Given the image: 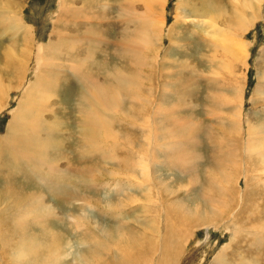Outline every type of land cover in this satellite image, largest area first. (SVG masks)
<instances>
[{
  "label": "rangeland",
  "instance_id": "rangeland-1",
  "mask_svg": "<svg viewBox=\"0 0 264 264\" xmlns=\"http://www.w3.org/2000/svg\"><path fill=\"white\" fill-rule=\"evenodd\" d=\"M105 1L112 6V12H108L105 20V23L111 22L105 26L109 38L104 31L88 27L95 20L83 21L85 13H89L88 5L91 0H67L72 11L82 8V18L75 17L72 12L64 14L62 6L65 0H0V18H10L13 16L10 12H13L31 29L36 44L32 48L33 58L31 62L28 61L30 68L36 63V49L50 42H57L58 36L71 35L75 29H79L81 35L83 31L82 37L85 33L96 35L100 32L106 41L99 48L96 45L94 54L97 64L86 65L83 70L87 76H95L97 81L102 82L101 77L106 74V70L118 67L116 41L119 37L130 36L134 28L131 24L116 22L118 6L125 1L133 4L129 20L137 22L143 28L141 45L147 47L142 58L144 62L153 63L171 49L173 57L189 59L188 62H192L196 68L212 73V78L218 79L217 82L239 84L243 96L239 103H243L245 123L241 132L235 133L232 130L230 134L232 143L228 150H234L237 142L241 144L240 149L234 150L237 156L232 163L234 165L227 166L234 168L228 169L225 165L212 163L209 154L204 151L207 146L199 150L189 146L190 172L187 174L167 166L163 158H160L159 163L153 152L159 145L158 140L162 138L155 134L152 126L154 122L157 123L163 132L164 127L168 126V119L154 118L156 105L151 108L152 103L140 99H135L138 102L135 101L134 108L131 109L135 112L134 115L133 111L125 109H130L129 101L119 94V100L127 105L122 109L118 106L115 112L113 110V114L118 115L121 122L117 124L114 118V140H110V135H107L111 133L110 128L105 132L107 146L122 148L134 161L135 168L130 169L127 176L125 172L116 176L122 167V163L120 167L117 166V162L122 160L120 155L115 154L118 160L107 162L108 159L104 160L102 152L94 153L93 146L84 137L82 153L80 152V140H77L76 134L71 130L73 119L70 116L75 113L73 107L77 88L75 81H67L66 84H61L59 90L62 104L69 111L63 120L68 122L67 129L71 138L65 140L69 147L61 151L67 159L68 178L61 188L55 185L45 187L44 176H39L42 181L33 178L32 186L25 192L22 200L40 201L36 206L38 211L29 214L26 225L18 226L21 232L19 239L21 235L27 239L33 233V236H40L41 242L38 248L28 245V250L19 245L6 248L4 229H0V264H59L58 261L61 264H223L225 259L234 264H264V161L253 160V152L246 154L243 150L249 143L247 130L250 122L255 126H264V0H239L237 5L236 0H210L226 7L229 15L227 22L222 16L216 17L218 23L210 22L212 28L203 24L204 21L209 22L213 14L208 6L210 2L201 7L195 0H104L102 4H106ZM149 9L160 12V19L151 26L158 25L161 36L152 37V29L142 24L140 18ZM180 16L186 20L178 23ZM218 24L228 28L227 32L224 33ZM242 24L245 26L242 27ZM213 28H218L224 34L218 37L224 38L228 34V45L238 40L242 42L245 45L243 57L239 56L241 52H238L234 44L235 51L225 49L217 53L221 62L210 69L204 60V54L212 43ZM171 33L175 42L169 38ZM127 41L128 44L131 43V39ZM9 45L7 37L0 40V76L6 90L4 99L0 97V142L5 140L8 123L19 99L36 81L35 74L29 70L23 88L11 84L20 74L23 58L21 51L24 46L19 42L12 57L8 58ZM157 56L161 57L157 59ZM236 56H239L237 60ZM140 64L138 59L133 60L134 67L137 68ZM145 66L146 72H142L140 76V84L146 86L143 91L149 89L150 93L161 95L166 89L157 81L158 68H153V65ZM124 71L135 74V70ZM148 72L150 76L156 74L149 82ZM203 89V86L199 88L198 103L195 98L189 102L200 110L207 104ZM144 92L142 95L147 100ZM129 96L132 98L135 95ZM170 102L178 104L179 99L172 95ZM224 102L225 107H228L227 99ZM57 103L60 107L59 102ZM150 108L152 118L146 120L149 113L146 109ZM123 110L133 114L132 117L121 116L119 112ZM215 113L217 116L221 115L220 110ZM174 116L176 119L179 114L175 113ZM197 123V127L201 129V124L211 126L212 131L223 125L221 119L209 120L205 113ZM143 124L150 127L149 140L142 135V129L145 130ZM229 126L234 127L233 123ZM116 130L119 134L117 138ZM192 134L198 138L197 129L192 130ZM58 162L63 163L62 157L54 164ZM143 162L150 166L149 179L141 177ZM65 168L63 166V173ZM206 170L208 181L204 179ZM5 175L6 171L4 175H0V190L5 187L2 182ZM14 183H18L17 180L14 179ZM117 203L116 209L107 214L104 208ZM5 207L6 205H2L0 211ZM2 216L0 214V218ZM36 222L41 224L32 231L30 226L33 227ZM52 238L58 240L55 248L57 257L50 249ZM136 245H144L141 253L135 252ZM241 256L242 259L237 260ZM53 259L56 261L53 262Z\"/></svg>",
  "mask_w": 264,
  "mask_h": 264
},
{
  "label": "bare ground",
  "instance_id": "bare-ground-1",
  "mask_svg": "<svg viewBox=\"0 0 264 264\" xmlns=\"http://www.w3.org/2000/svg\"><path fill=\"white\" fill-rule=\"evenodd\" d=\"M195 1L199 2L198 4H201V7L206 6L210 2V0ZM238 1H235L236 5L239 3ZM103 2L104 0H91L88 5L89 13H85L83 21L85 19L91 22L95 20L88 27L96 28L101 32L104 31L105 36L109 38L106 35L105 26L111 22L105 23V20L108 12H112V6L108 5V1H105L106 4H102ZM229 3L232 4V2ZM218 4L219 2L214 3L213 1L208 4L213 14L210 16L209 22L202 21L205 26H211L210 22L212 21L218 23L216 19L218 16H222L226 22L229 20L227 8ZM133 8L134 5L127 1L121 2L118 6V18L116 16V22L131 24L134 28L130 36L119 37L116 41L115 46L119 53L120 65L118 64V67L115 69L106 70V74L101 77L103 79L102 82L97 81L95 76H87L85 70H83L86 65L93 66L97 64L98 60L95 59L94 54L97 48L96 45L99 48L106 41L100 32L96 35L85 33V36L82 37L84 35L83 31L81 35L79 29H75L71 35L65 37L58 36L57 42H50V44L36 49L38 50L37 57H34L36 63L33 68H30L28 61L31 62L33 58L32 48L36 44L34 43L31 29L26 27L22 23V19L18 18L17 14L13 12H10L13 15L10 18H0V40H3V37H7L10 41L7 57H12L16 50L15 46L19 42H22L24 46L21 51L23 58L21 59L20 74L18 79L15 82H11V84L23 88L29 70L36 76V81L28 87L27 92H24L23 97L19 99L17 108L8 123L5 140L0 142V175H4L6 171V175L2 180L5 187L3 190H0V207L6 205L5 211H0V214L3 215L0 218V229H4L6 248L19 245L28 250L29 246L38 248L41 242L40 236L36 234L33 236V233L27 239L23 238L22 235L19 239L21 232L18 226L26 225L29 214L38 211L36 206L39 205L40 201L22 200L25 192L32 186L33 178L42 181L39 179V176H44L46 177V180L43 181L45 187L55 185L58 188L64 186L68 178L66 174L67 159L62 155L61 151L66 149L67 146L69 147L68 144H65V140L67 138L70 140L71 138L67 129L68 122L65 123L63 120L64 117L68 116L69 111L62 104V94L60 95L61 92L59 90L61 84H66L67 81H75L77 88L74 95L76 100L73 107L75 113H72L73 115L70 114V116L73 119L71 130L76 134L77 140H80V152L82 153V138L84 137L83 139L93 146L95 154L103 153L105 161L108 159L107 162H114L118 160L115 154L120 155L122 160L117 162V166L120 167L122 163V167L116 176H121L122 172L127 173L125 174L127 176L130 172L129 170L135 168L134 161L131 160L122 148L113 145L107 146L105 132L110 128L111 133H106L110 135V140H114V118H116L117 124L121 122L119 116L113 114V110L115 112L118 106L122 109L123 106L127 105L119 100V94L129 101L130 109H127L128 107L125 108L127 111H133L131 109L135 105V101L138 102L135 99H140L141 101L152 103L150 105L151 108L156 105L154 118L160 119V117H166L168 119V126L164 127L163 132H161V128L157 123L154 122L152 126L155 134L162 138V140H158L159 145L155 147L153 152L154 157L159 163L160 158H163L166 160L167 166L177 168L183 171L184 174H187L190 172L188 160L191 151L189 146L191 145L192 148L198 150L201 147L207 146L208 148L204 147V151L209 154L212 163L225 165L228 169L234 168L233 166H227L228 164L234 165L232 163L237 158L234 150L240 149L241 144L237 142L234 150H228L229 145L232 143L230 134L232 130H235V133L241 132V127L245 123L242 115L243 103L241 105L239 103L243 97L239 84L235 82L228 85L224 81L217 82L218 79L214 80L215 78H212V73L200 70L198 67L196 68L192 62H188L189 59L183 60L173 57L171 49L163 53L162 57L157 56V59L161 58L153 63L144 62L142 58L145 55L147 47H142L141 45L143 28L137 22L132 23L129 20L131 9ZM62 10L66 15L72 12L75 17L82 18V8L72 11L67 0H65L62 6ZM88 15L92 17H88ZM140 19L143 25L152 29V37L161 36L158 25L155 27L151 26L152 23L160 19V12L158 13L155 10L149 9L145 16ZM184 20L186 19L180 16L178 23ZM232 20L235 19L233 18ZM245 24L241 26L243 27ZM218 26L223 29L224 33L227 32L228 28H223L219 24ZM212 33V43L206 48L204 54V60L210 69H213L221 62V58L217 53L225 49L235 51L234 44L237 46L238 52H241L239 56L243 57L245 45L242 42L238 40L228 45V40L226 39L228 34L224 38L218 37L224 35L221 34L218 28H213ZM125 34L127 33H122V35ZM169 38L174 41L172 33L169 35ZM128 39H131L130 44H128ZM221 42L222 44H220ZM34 53L36 52L34 51ZM233 55H235V52ZM239 56H236V60ZM134 59H138L141 63L137 68L133 66ZM145 65H153V68H158L157 81L166 89L159 96L155 95L156 92L150 93L149 89L146 92L143 91L146 86L144 85L143 87L142 83L140 84V76L142 72H146L144 70L146 68ZM124 69L135 70V74L134 72H126ZM150 75L147 76L148 82L151 81L152 77L155 78L156 74ZM202 86L206 94L205 100L207 104L203 105L202 110H200L189 102L195 98L198 103L200 99L199 88H202ZM143 92L146 93L147 100L145 95H142ZM130 94L135 95L133 96L134 98H131ZM5 95L6 90L0 76V97L4 99ZM172 95H176L179 99L178 104L170 102ZM226 99L228 107H225L224 100ZM57 102H59L60 107ZM151 108L149 110L146 109V111H149L146 120L152 118ZM219 110L221 111V115L217 116L215 112ZM127 111L123 110L119 113L121 116L129 115L132 117L133 114L131 115ZM175 113L179 114L176 119H174L177 116H174ZM204 113L209 120L219 121L221 119L223 125L219 126L216 131H212L211 126L205 127L203 124H201L202 129L199 126L197 127V120L203 118ZM231 123H233L234 127L229 126ZM143 127L147 130V133L142 129V135L149 140L151 134L150 127L144 124ZM194 129H197L198 138L193 137L192 130ZM247 134L249 136V143L246 147H243V150L246 154L253 152V160L264 161V126H255L250 122ZM118 136L119 134L116 130V138ZM60 157H62L63 163L58 162L54 164ZM203 158H205L204 154ZM80 162L82 163V157ZM63 166L66 167L64 173L62 171ZM149 168L150 166L146 162L141 164L142 178L149 179ZM124 169H128V171ZM14 179L18 183H14ZM204 179L208 181L207 170ZM40 194H43V192ZM117 206L118 203L115 205L109 204L104 209L109 214ZM75 222H77V218ZM39 224L41 222L34 223V228L30 226V229L32 231L36 230ZM57 245L58 240L52 238L50 249L56 257L55 248ZM143 247L144 245H136L134 250L136 253H141ZM242 257L237 260L242 259ZM54 261L56 260L53 259ZM58 263L61 264L59 261ZM223 264L234 263H229L225 259ZM235 264L237 263L235 262Z\"/></svg>",
  "mask_w": 264,
  "mask_h": 264
}]
</instances>
